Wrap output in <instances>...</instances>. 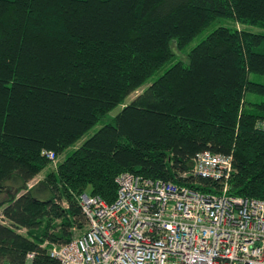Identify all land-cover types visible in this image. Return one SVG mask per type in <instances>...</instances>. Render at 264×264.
<instances>
[{"label": "trees", "instance_id": "trees-1", "mask_svg": "<svg viewBox=\"0 0 264 264\" xmlns=\"http://www.w3.org/2000/svg\"><path fill=\"white\" fill-rule=\"evenodd\" d=\"M221 18L244 26L217 25L186 53ZM252 74L264 78V0H0V264H61L49 247L85 229L79 195L113 202L123 171L215 191L191 174L203 150L233 155L230 194L264 199ZM72 146L29 185L45 151Z\"/></svg>", "mask_w": 264, "mask_h": 264}, {"label": "built area", "instance_id": "built-area-1", "mask_svg": "<svg viewBox=\"0 0 264 264\" xmlns=\"http://www.w3.org/2000/svg\"><path fill=\"white\" fill-rule=\"evenodd\" d=\"M193 161L191 174L215 191L123 171L113 202L79 195L85 229L49 253L61 264H264V199L229 193L232 154L203 150Z\"/></svg>", "mask_w": 264, "mask_h": 264}, {"label": "rangeland", "instance_id": "rangeland-1", "mask_svg": "<svg viewBox=\"0 0 264 264\" xmlns=\"http://www.w3.org/2000/svg\"><path fill=\"white\" fill-rule=\"evenodd\" d=\"M220 24H224V25H228L231 27H238V28H243L244 25L240 24V23H235L232 22L226 18H221L219 19L214 25H212L208 31L206 33H204L200 38L195 39L191 45L188 47V49H186V53L187 51H189L191 48H193L196 44H198L207 34L208 32H210L215 26L220 25ZM248 29L250 30H255L258 31V28L253 27V26H247ZM177 56H179L180 59L184 60L185 62H187L186 59V53L182 52L180 50H176ZM171 62L168 63V65L166 67H164L162 70H160L158 73H156L153 77L150 78V80L146 83H144L142 86H140L139 89H137L136 91H134L127 99L126 102H130L136 95H138L140 92H142V90L144 88H146L148 86V84L150 82H152L153 80H155L160 74H162L166 68H168L170 66ZM252 78H254L255 80H263L264 78L260 77V75L258 74H252ZM256 99L261 100L262 96L261 95H255ZM122 109V105H118L115 108H113L106 117H104L102 120H100L97 124H95L85 135L82 139H80L77 143L76 146L79 145L80 143H82L85 139L89 138L90 136H92L99 128H101L105 123L109 122L111 120V118L113 116H115L120 110ZM75 149V146H72L70 148H68L66 151H64V153H62L61 155H57L55 159H50L51 160V164L46 167L38 176H36L35 179H33L29 185L34 184L36 181H38L39 179L43 178L45 173L47 171H49L50 169L54 168L56 166V164L60 161L63 160L68 154H70L71 152H73V150ZM4 195H0V198H4ZM0 216H1V211H0ZM84 230V229H82ZM78 229L77 235L82 233L83 231ZM24 231V230H23Z\"/></svg>", "mask_w": 264, "mask_h": 264}, {"label": "bare ground", "instance_id": "bare-ground-1", "mask_svg": "<svg viewBox=\"0 0 264 264\" xmlns=\"http://www.w3.org/2000/svg\"><path fill=\"white\" fill-rule=\"evenodd\" d=\"M47 244V243H46Z\"/></svg>", "mask_w": 264, "mask_h": 264}]
</instances>
